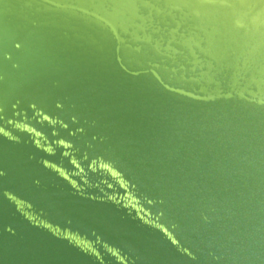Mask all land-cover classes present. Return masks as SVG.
I'll list each match as a JSON object with an SVG mask.
<instances>
[{"label":"water","instance_id":"1","mask_svg":"<svg viewBox=\"0 0 264 264\" xmlns=\"http://www.w3.org/2000/svg\"><path fill=\"white\" fill-rule=\"evenodd\" d=\"M0 264H264V0H0Z\"/></svg>","mask_w":264,"mask_h":264}]
</instances>
